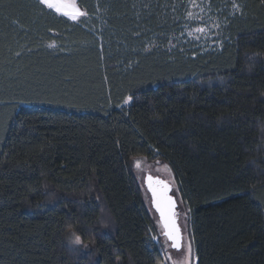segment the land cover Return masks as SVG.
<instances>
[{
  "label": "trees",
  "instance_id": "16d2710c",
  "mask_svg": "<svg viewBox=\"0 0 264 264\" xmlns=\"http://www.w3.org/2000/svg\"><path fill=\"white\" fill-rule=\"evenodd\" d=\"M76 2L0 0V264H160L136 157L173 171L196 264H264V0H203L209 42L195 0Z\"/></svg>",
  "mask_w": 264,
  "mask_h": 264
},
{
  "label": "rangeland",
  "instance_id": "374dc122",
  "mask_svg": "<svg viewBox=\"0 0 264 264\" xmlns=\"http://www.w3.org/2000/svg\"><path fill=\"white\" fill-rule=\"evenodd\" d=\"M196 2L191 3V13H193V19L195 21V26L190 29V34L199 42H209L214 37L213 26L211 24H207L203 16L205 14L203 0H195ZM84 17H81L82 20ZM205 28V33L195 32L194 30L197 28ZM137 161H139V167H137ZM133 170L134 175L139 183V186L143 192L144 202L146 208L155 222L156 225V235L154 237L156 243L159 244L161 249L163 259L160 264H196L195 253L192 245L191 233H190V214L189 209L186 204L183 202L180 193L178 191L174 174L171 168L163 163L160 160L150 162L146 160L144 157H136L133 159ZM157 176L165 181H167L172 187V193L177 200V217L178 222L181 227L182 240H181V249L178 251L173 248L172 242L167 240V238L163 235V228L158 220L156 212L153 210L151 205V198L149 192L145 186V179L147 176ZM191 243L192 253L189 257L187 252L188 243Z\"/></svg>",
  "mask_w": 264,
  "mask_h": 264
},
{
  "label": "snow or ice",
  "instance_id": "6c2138e0",
  "mask_svg": "<svg viewBox=\"0 0 264 264\" xmlns=\"http://www.w3.org/2000/svg\"><path fill=\"white\" fill-rule=\"evenodd\" d=\"M37 3L43 8L52 10L55 14L67 17L72 22H80V18H87L88 13L78 6L76 0H37ZM233 9H238L239 5L233 3ZM188 17L192 18L193 13L189 12ZM213 27H219V24H213ZM195 32L205 33L206 29L201 27L194 30ZM138 35V34H137ZM48 47H56V45L49 44ZM132 100L131 96H128L124 103L127 104ZM139 161H137V167H139ZM148 188L152 193V203L155 206L156 211L159 213L160 222L163 227V235L167 240L172 242V247L176 250H180L181 245V232L177 224V211L176 201L172 195H169L171 188L168 182L161 179H154L151 175L147 177ZM77 243L81 242L79 235L75 236ZM187 252L189 257L192 253L191 243H188Z\"/></svg>",
  "mask_w": 264,
  "mask_h": 264
},
{
  "label": "water",
  "instance_id": "95a60500",
  "mask_svg": "<svg viewBox=\"0 0 264 264\" xmlns=\"http://www.w3.org/2000/svg\"><path fill=\"white\" fill-rule=\"evenodd\" d=\"M147 177H148V176H147ZM147 177H146V179H145V186H146V189H147V191L149 192V195H150V198H151V205H152V208H153V210L156 212L157 217H158V220H159V222H160L159 213L156 211L155 206H154V204L152 203V193H151V191H150L149 188H148ZM152 177H153L154 179L158 178V179L164 180V179H162V178H160V177H157V176H152ZM164 181H165V180H164ZM166 182H167V181H166ZM169 185H170V184H169ZM170 188H171V191H170L169 195H172V196H173V198H174L175 201H176V205H178V204H177V200H176L175 196H174L173 193H172V187H171V185H170ZM176 211H177V207H176ZM176 219H177V224H178V226H179V228H180V232H181V227H180L179 222H178V217H176ZM160 224H161V222H160ZM161 226H162V224H161ZM162 228H163V227H162ZM181 236H182V233H181Z\"/></svg>",
  "mask_w": 264,
  "mask_h": 264
}]
</instances>
